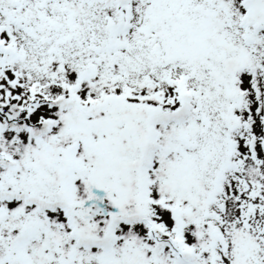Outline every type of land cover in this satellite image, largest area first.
<instances>
[{
  "label": "snow or ice",
  "instance_id": "obj_1",
  "mask_svg": "<svg viewBox=\"0 0 264 264\" xmlns=\"http://www.w3.org/2000/svg\"><path fill=\"white\" fill-rule=\"evenodd\" d=\"M0 264H264V0H0Z\"/></svg>",
  "mask_w": 264,
  "mask_h": 264
}]
</instances>
